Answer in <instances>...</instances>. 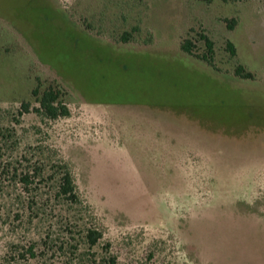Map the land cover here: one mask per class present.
I'll use <instances>...</instances> for the list:
<instances>
[{"label": "rangeland", "instance_id": "374dc122", "mask_svg": "<svg viewBox=\"0 0 264 264\" xmlns=\"http://www.w3.org/2000/svg\"><path fill=\"white\" fill-rule=\"evenodd\" d=\"M201 35L214 67L181 48L203 54ZM51 88L70 117L19 114ZM7 129L18 169L40 168L20 158L38 143L71 164L118 264H264V0H0ZM46 178L22 192L0 167V257L81 264Z\"/></svg>", "mask_w": 264, "mask_h": 264}, {"label": "trees", "instance_id": "16d2710c", "mask_svg": "<svg viewBox=\"0 0 264 264\" xmlns=\"http://www.w3.org/2000/svg\"><path fill=\"white\" fill-rule=\"evenodd\" d=\"M201 41L205 45V52L201 55H196L195 42L192 39H186L182 42L181 48L190 55H195L199 59L205 61L209 66L214 67V45L212 41L205 35H201ZM231 51L232 46L229 45ZM238 76L252 79L253 75L250 72H245L243 67H238L236 70ZM34 112L43 119L57 120L61 118H68L71 116L69 107L61 100L60 92L54 89L46 90L40 99V106L32 108L29 104H24L19 114H29ZM18 123V122H17ZM13 129L0 130V167H4V170L12 175V181L15 185H21L22 192L26 191L32 183L33 177H40L51 181L53 184V198H49L56 203V205H62L66 207L67 218L64 221H58V227H61L62 239L68 241L69 244L75 245V249L78 253L86 258L81 264H118V258L111 251V244L105 241V233L98 224V219L93 212L92 207L81 197L79 188L76 183L75 176L71 164L64 159L62 154L53 147H46L44 149L40 143L37 146L29 147L26 155H22L20 158L23 162H33L32 157L35 156L32 151H37L39 155L45 158L40 168L31 166V168L18 169L17 165L23 167L22 162L14 160L12 157L7 156L6 147L7 138L9 135L14 134ZM11 137V136H10ZM14 147H18L19 143L15 141ZM12 146V145H11ZM37 155V154H36ZM11 199L15 205H24L26 203L25 198ZM17 203V204H16ZM29 210L38 209V202L33 198L28 200ZM42 204V202L40 203ZM18 210V217L20 216ZM0 213V220L1 218ZM40 214L35 212V216L30 217L32 222L34 219H39ZM97 246L102 247V253L100 256L93 249ZM36 257L33 248L30 247L25 251V248H19L16 245H11L7 252L0 257V264H14L26 261L27 258Z\"/></svg>", "mask_w": 264, "mask_h": 264}]
</instances>
